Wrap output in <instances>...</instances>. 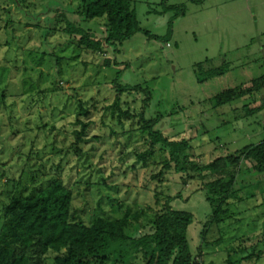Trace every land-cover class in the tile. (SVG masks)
<instances>
[{
  "label": "rangeland",
  "instance_id": "obj_1",
  "mask_svg": "<svg viewBox=\"0 0 264 264\" xmlns=\"http://www.w3.org/2000/svg\"><path fill=\"white\" fill-rule=\"evenodd\" d=\"M131 1L142 30L162 39L136 33L116 56L109 52L118 64L107 67L104 57L82 50L63 31L64 22H57L65 14L102 39L106 19L82 21L77 14L82 0H0V227L12 195L28 196L62 180L73 192L75 220L90 224L96 217L137 213L142 216L139 229L145 231L167 198L174 197L175 209L194 215L189 239L195 264L222 263L229 254L253 247L255 257L243 264H264V180L252 169L244 172L243 200L231 199L232 215L211 223L201 184L184 181L174 170L159 175L164 161L159 152L144 166L138 154L149 145L139 118L119 119L111 109L117 97L112 81L121 72L122 84L152 91L148 115L165 117L158 128L172 139H190L204 162L258 143L264 136L250 134L259 130L254 122L260 116L244 118L236 111L212 108L209 100L218 94L220 79L203 80L205 73L197 69L208 59L218 66V41L226 49L229 42L241 46L236 56H252L254 45L262 44L263 50L264 0H206L201 5L167 0L188 8L173 23L169 43L163 37L172 13L154 12L162 10V0ZM225 6H234L235 12L227 17ZM255 72L254 67L239 69L234 80L242 83L256 77ZM121 98L123 109L141 111V94ZM245 103L242 99L239 113H245ZM80 104L89 110L80 118L90 126L85 141L76 144ZM26 253L29 264H54L56 257L43 253L38 240Z\"/></svg>",
  "mask_w": 264,
  "mask_h": 264
},
{
  "label": "trees",
  "instance_id": "obj_2",
  "mask_svg": "<svg viewBox=\"0 0 264 264\" xmlns=\"http://www.w3.org/2000/svg\"><path fill=\"white\" fill-rule=\"evenodd\" d=\"M205 1L188 0L196 5ZM161 5L162 10H155V13H172L169 32L163 37L169 43L173 23L185 16L188 8L185 3L169 5L167 0H162ZM77 14L82 21L106 19L102 39L91 29L71 21L65 14L58 16L57 22H64L63 31L74 38L82 50L96 57H104L102 63L107 67L118 64L109 57V52L116 56L124 42L143 31L131 0H82ZM143 32L148 38L162 39L149 31ZM197 70L205 73L203 80H209L224 74L226 67L216 66L208 59L198 65ZM120 78L121 72H118L112 81L117 97L111 109L113 113H118L119 119L139 118L140 130L149 145L147 151L138 154L143 165L147 166L149 157L159 152L164 157L163 170L159 175H163L164 170H174L182 175L184 181H198L201 184L210 205L211 223L221 222L225 216L230 217L231 199L243 200L239 193L248 179L244 178V172L252 169L259 181L264 180V138L239 151L204 162L195 154L190 139H172L158 128L165 118L162 114L148 115L147 110L153 99L150 88L122 84ZM252 84L251 88H264V77L254 80ZM133 93L142 95V109L138 114L121 106V96ZM236 95L234 89H228L213 96L209 102L212 108L217 109L231 102ZM76 115L80 129L73 133L75 143L79 144L85 141L90 126L80 117L88 116L89 110L80 104ZM155 193L157 203H161L159 193ZM173 200L174 197L167 198L151 224L147 225L145 231H140L138 222L142 216L137 213L117 219L96 217L90 224L75 220L72 213L73 192L62 180L52 181L28 196L14 194L4 207L0 227V264H29L26 252L34 247L37 240L43 253L56 254L54 264H195L189 239L194 215L175 209L171 205ZM255 255L256 249L253 247L229 254L222 263L206 261L201 264H243L251 261Z\"/></svg>",
  "mask_w": 264,
  "mask_h": 264
},
{
  "label": "crops",
  "instance_id": "obj_3",
  "mask_svg": "<svg viewBox=\"0 0 264 264\" xmlns=\"http://www.w3.org/2000/svg\"><path fill=\"white\" fill-rule=\"evenodd\" d=\"M234 10V6H225L223 8V14H226L228 17L231 13L235 12ZM221 21L222 18L218 9V24ZM240 47L241 46H238V44L233 46L232 43L229 42V46L226 49L222 42L218 41V66L226 67V72L218 76L220 79L218 80V93L228 89H234L237 93L236 97H234L231 102L218 106V111L224 112V109H226L227 112L230 110L236 111L239 114L238 117L244 118H248L254 114L259 115V120L254 122V125H256L255 127L259 128V130L252 131L250 136L261 137L264 136V88L259 89L251 87L254 80L264 77V47L262 50V44L259 46L254 45V53L252 56H236V54L240 52V50H237ZM251 67L256 69V77H250V79L246 78L244 82L236 83L233 72L239 69L246 71V69ZM229 76L232 78L231 82L223 81L225 77ZM248 89H251V91L247 92ZM242 99L246 102L244 105L245 113H239V109L242 108ZM248 100L251 102L249 103ZM254 133H256V136ZM250 136L247 135V138H251Z\"/></svg>",
  "mask_w": 264,
  "mask_h": 264
}]
</instances>
